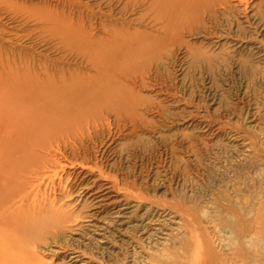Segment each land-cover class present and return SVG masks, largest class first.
Instances as JSON below:
<instances>
[{
    "label": "rangeland",
    "instance_id": "1",
    "mask_svg": "<svg viewBox=\"0 0 264 264\" xmlns=\"http://www.w3.org/2000/svg\"><path fill=\"white\" fill-rule=\"evenodd\" d=\"M192 4L164 29L143 0H0L3 54L56 75L88 72L87 46L51 39L26 15L92 40L126 25L151 37L125 63L118 55L130 74L110 89L118 116L75 153L49 155L60 166L41 186L54 181L48 195L69 220L29 248L39 264H173L197 239L215 264H264V0ZM94 192L106 194L101 208Z\"/></svg>",
    "mask_w": 264,
    "mask_h": 264
},
{
    "label": "bare ground",
    "instance_id": "2",
    "mask_svg": "<svg viewBox=\"0 0 264 264\" xmlns=\"http://www.w3.org/2000/svg\"><path fill=\"white\" fill-rule=\"evenodd\" d=\"M143 2L148 4L149 10L160 12L161 16H156V19L164 29L170 25L166 14L174 13L176 19L179 14L183 19L187 17V11H194V0ZM189 4H192L190 9ZM40 14L26 15L24 18L37 21V25L40 24L51 39L60 37L68 39V42L71 40L73 44L82 39L87 46L84 48L85 55L92 68L88 71V67L85 73H68V76L64 73L60 75L59 70L56 75L48 66H31L27 59L21 60L18 65L16 51L10 49L9 54H3L4 49L0 44V264H39L29 248L42 241L47 234L59 230L62 220H69L57 210L56 198L48 195L47 188L52 190L54 181H51V187L41 186L47 177L57 174L60 166L49 155L62 154L67 147L74 152L75 145L79 142L78 145H81L85 135L90 136L92 129L103 125L106 115L114 113L115 117L118 116L121 105L114 98L118 94L110 89L118 84L120 75H124V79L130 75L126 66L119 62H126L130 45L140 43L139 37L151 38L141 31L131 32L126 25V28H113L106 36H94L97 39L92 40L88 38L89 35L82 34L78 25L77 29L69 26L63 28L54 15ZM60 25L61 29H57ZM119 54L121 61L118 60ZM22 55L20 53L19 56ZM105 195L90 193L92 206L101 208ZM122 210L114 214L121 217ZM189 252L185 257L174 258L173 264H215L209 247L201 239L192 240Z\"/></svg>",
    "mask_w": 264,
    "mask_h": 264
}]
</instances>
